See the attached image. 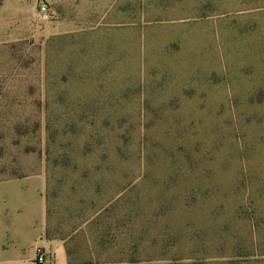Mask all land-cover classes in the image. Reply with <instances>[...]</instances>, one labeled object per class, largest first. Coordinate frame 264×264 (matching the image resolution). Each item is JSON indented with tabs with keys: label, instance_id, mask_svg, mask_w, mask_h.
<instances>
[{
	"label": "rangeland",
	"instance_id": "374dc122",
	"mask_svg": "<svg viewBox=\"0 0 264 264\" xmlns=\"http://www.w3.org/2000/svg\"><path fill=\"white\" fill-rule=\"evenodd\" d=\"M43 21L96 34L47 76ZM43 167L69 264H264V0H0V179Z\"/></svg>",
	"mask_w": 264,
	"mask_h": 264
},
{
	"label": "crops",
	"instance_id": "0c3cea01",
	"mask_svg": "<svg viewBox=\"0 0 264 264\" xmlns=\"http://www.w3.org/2000/svg\"><path fill=\"white\" fill-rule=\"evenodd\" d=\"M111 28L110 24H103L101 27V34L106 41L110 39L109 36L113 38ZM42 31L44 76H47V67L55 68L58 63L61 68L62 63L69 60L67 57H83L81 43L83 36L96 35L93 28L85 31L82 28L64 31L61 23L56 25L51 21H43ZM186 35L187 45L202 47L200 53L202 57H210L211 45L228 44L227 27L224 23L222 26L219 25L216 31L215 29L210 31L206 25H202L201 28L188 27ZM66 38L74 41L66 42ZM76 40L79 43L78 53H74L77 47L74 44ZM107 56V51H104L102 57ZM86 57H93L92 53L86 54ZM53 75L56 76L55 73ZM58 76L61 77L62 73ZM46 192L45 167L33 175L0 179V264H37L35 249L38 246L48 250L52 255L53 264H69L65 240L49 235Z\"/></svg>",
	"mask_w": 264,
	"mask_h": 264
},
{
	"label": "built area",
	"instance_id": "2783aa9c",
	"mask_svg": "<svg viewBox=\"0 0 264 264\" xmlns=\"http://www.w3.org/2000/svg\"><path fill=\"white\" fill-rule=\"evenodd\" d=\"M41 12L44 15L48 12L45 5L41 7ZM35 261L37 264H53L52 255L42 246H38L35 249Z\"/></svg>",
	"mask_w": 264,
	"mask_h": 264
},
{
	"label": "trees",
	"instance_id": "16d2710c",
	"mask_svg": "<svg viewBox=\"0 0 264 264\" xmlns=\"http://www.w3.org/2000/svg\"><path fill=\"white\" fill-rule=\"evenodd\" d=\"M49 235H51V234H49Z\"/></svg>",
	"mask_w": 264,
	"mask_h": 264
}]
</instances>
